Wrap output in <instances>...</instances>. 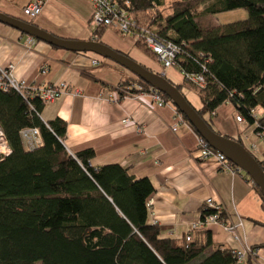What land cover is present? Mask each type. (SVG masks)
<instances>
[{"label": "trees", "instance_id": "1", "mask_svg": "<svg viewBox=\"0 0 264 264\" xmlns=\"http://www.w3.org/2000/svg\"><path fill=\"white\" fill-rule=\"evenodd\" d=\"M129 1L127 10L135 25L128 33L111 28L121 35L130 34L135 46L155 61H159L158 55L147 46L142 27L162 41L176 44L179 51L174 66L183 75L201 76L204 85L186 75L180 83L165 77L183 94L186 86L198 95L201 105L196 107L184 94L216 132L221 133L213 124L216 109L230 102L235 117L241 115L245 125L253 126L254 134L264 143V0ZM237 8H246L247 18L211 26L197 20L199 16ZM93 26L92 38L103 42L100 36L110 26ZM129 74L119 84L132 86L137 93L154 90L135 74ZM159 93L180 112L166 94ZM44 104L31 93L0 89V127L11 149L0 157V264L236 262L231 248L211 250L212 234L207 227L193 229L189 240L186 235L163 236L162 227L149 220L147 200L155 190L152 180L135 177L117 162L94 165L93 148L68 151L63 143L67 122L60 117L44 121L40 117ZM32 126L39 128L42 143L27 148L21 130ZM230 137L242 143L264 170V152L259 158L240 136ZM232 164L243 171L261 195L251 176ZM213 211L203 202L201 217ZM220 213L224 216L223 211Z\"/></svg>", "mask_w": 264, "mask_h": 264}, {"label": "crops", "instance_id": "2", "mask_svg": "<svg viewBox=\"0 0 264 264\" xmlns=\"http://www.w3.org/2000/svg\"><path fill=\"white\" fill-rule=\"evenodd\" d=\"M32 1L0 0V11L30 20L23 8ZM42 1L41 13L33 23L62 37L93 39L90 0ZM29 37L0 22V67L12 63L14 76L35 86L64 80L79 91L45 102L40 113L44 121L60 117L67 122L63 143L68 151L93 148L94 165L117 162L137 178L149 177L155 187L149 196L153 200L149 220L162 227L163 236L186 235L192 222L200 218L205 198L213 196L223 207L225 222L235 224L240 237L235 238L221 223L210 224L211 250L256 246V256L246 254L241 264H264V246H260L264 243V202L243 171L222 169L211 157L199 158V136L190 124L182 122L172 129L176 109L171 103L159 105L149 93L113 99L120 94L119 83L130 76L117 65L108 60L97 65L92 62L99 56L95 53L58 48L44 41L29 43ZM100 37L111 47L138 55L153 69L162 70L135 46L130 34L106 28ZM43 66L47 67L44 73ZM225 104H229L228 110L219 106L213 124L223 134L240 136L246 145L258 141L253 152L261 158L264 143L257 140L253 126L235 116L229 118L234 107ZM124 117L132 121L123 123Z\"/></svg>", "mask_w": 264, "mask_h": 264}, {"label": "built area", "instance_id": "3", "mask_svg": "<svg viewBox=\"0 0 264 264\" xmlns=\"http://www.w3.org/2000/svg\"><path fill=\"white\" fill-rule=\"evenodd\" d=\"M92 6V16H91V24L92 25H106L113 27L121 32L128 33L129 29L135 25V21L132 18L131 14L127 10V7H130L129 0H90ZM43 6L42 0H33L29 4H27L23 8V13L29 19H33L37 15L41 13ZM143 33V38L145 39L147 46L153 49L158 58L162 60L166 67L172 66L176 63L175 57L178 54L179 48L176 44L171 41H162L157 38V36L151 32H149L145 28H141ZM36 38L30 36L29 43H35ZM101 56H96L92 62L94 64H99L101 62ZM15 66L10 63L6 67H0V89L8 90L10 88L19 90L23 93H31L32 95H36L40 97V99L45 103L51 100H54L58 97H61L65 93H78L77 89H71V85L67 81H59L55 84H49L43 87L35 86L27 82L25 79L16 78L13 74ZM47 67H42V72H46ZM187 79H191L200 85H204V80L201 76H196L192 74H184ZM136 88H141V85H136ZM117 89L120 91V94H116L113 96V99H120L122 97L135 96L140 97L145 92H134L132 86H126L123 88V85L119 84ZM153 99L159 104L163 105L167 103V101L161 96L159 91L153 90L149 93ZM177 111V110H176ZM214 113V111H213ZM175 115V124L173 126V130H175L178 125L184 121V117L180 112H176ZM237 121L243 122V118L241 115L236 116ZM132 120L129 117H124L122 119L123 123H130ZM22 139L27 148H33L42 143L41 133L38 127H25L21 130ZM248 146L254 151L256 149L255 143H250ZM11 149L5 138L4 132L0 127V157L8 155ZM197 155L199 158H213L220 168L222 169H234L232 162L226 157V155L214 148H212L203 137L198 138V146H197ZM152 198H148L147 206L151 208L152 206ZM206 206L210 208H214L215 211L205 215L204 217L199 218L197 221L192 223V227L186 233V239L189 240L191 238L192 230L210 225L213 223H221L225 226V228L230 231L235 238H239V233L236 230L235 224L226 223L224 220V216L220 213L223 211L222 205L216 201L213 197H208L204 200ZM258 247H252L249 245H245L242 248H234L232 249L233 255L236 257V262L234 264H241L246 257V254L252 255L255 257L257 254Z\"/></svg>", "mask_w": 264, "mask_h": 264}, {"label": "water", "instance_id": "4", "mask_svg": "<svg viewBox=\"0 0 264 264\" xmlns=\"http://www.w3.org/2000/svg\"><path fill=\"white\" fill-rule=\"evenodd\" d=\"M0 22L55 47L78 52H92L103 58L111 59L129 69L155 90L166 94L211 147L224 153L238 168H242L251 176L253 181L259 186L261 195L264 197V170L255 156L242 143L212 129L177 86L165 77L164 73L146 68L134 58L105 42L95 39L58 36L51 31L39 27L35 23L2 11H0Z\"/></svg>", "mask_w": 264, "mask_h": 264}, {"label": "rangeland", "instance_id": "5", "mask_svg": "<svg viewBox=\"0 0 264 264\" xmlns=\"http://www.w3.org/2000/svg\"><path fill=\"white\" fill-rule=\"evenodd\" d=\"M168 11V10H167ZM166 11V12H167ZM24 14V13H23ZM26 16V15H25ZM92 16V15H91ZM248 16V11L246 8H237V9H232V10H227V11H221V12H218V13H215V14H210V15H204V16H199L197 18L199 24L203 25V26H211L212 24H216V22H219V23H227V22H232V21H236V20H240V19H245L247 18ZM108 29H111L115 32H117L116 30H114L113 28L111 27H108ZM118 33V32H117ZM130 56H132L135 60L139 61L140 63H143L145 61H141L142 59H139L140 57L138 55H133V54H130L128 53ZM146 55V54H145ZM150 58V57H149ZM98 59H101V62L102 61H105V60H108L109 63H112V64H115L117 65L120 69H122L123 71L125 72H128V73H132L129 69L125 68L124 66L118 64L117 62L111 60V59H106V58H98ZM159 59V58H158ZM93 60V59H92ZM150 61L152 64L154 65H159L161 67V71H158V72H161V73H164L168 78H170L174 83H180L182 82L183 80V73L174 65L172 66H169V67H162V64L160 62H162L161 59H159V61H155L153 60L152 58H150ZM100 62V63H101ZM99 63V64H100ZM163 63V62H162ZM145 65H147V63H143ZM98 65V63H97ZM147 66H150V65H147ZM131 75V74H130ZM182 91L184 92V94L187 96L188 100L196 107L200 106L201 105V101L198 97L197 94H195L193 91H191L190 89H188L186 86H184L182 88ZM222 105H224L225 107V110L227 111L228 110V105L229 104H225L223 103ZM176 110H175V115L176 114ZM231 112V111H230ZM181 113V112H180ZM182 114V113H181ZM220 115L223 116V112H220ZM229 118H233L235 116V113H229L228 114ZM214 117V116H213ZM237 120V119H236ZM175 124V116H174V122L172 123L171 127L173 129V126ZM177 129V128H176ZM175 129V130H176ZM199 138V137H198ZM257 140H261V138H257ZM259 141V142H260ZM254 143V142H253ZM258 143V141L256 142ZM255 143V145H256ZM263 144V143H262ZM251 145V143H250ZM198 146V144H197ZM197 151V149H196ZM261 154V153H260ZM261 156V155H259ZM209 196H207L205 199H207ZM210 197H213V196H210ZM214 198V197H213ZM201 218V216H200ZM197 221V220H196ZM193 223V222H192ZM192 225V224H191ZM208 225H205L204 227H207ZM192 227V226H191ZM190 227V228H191ZM203 227V226H202Z\"/></svg>", "mask_w": 264, "mask_h": 264}]
</instances>
